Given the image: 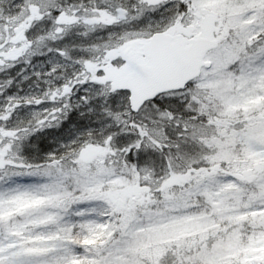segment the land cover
<instances>
[{"label":"snow or ice","instance_id":"obj_1","mask_svg":"<svg viewBox=\"0 0 264 264\" xmlns=\"http://www.w3.org/2000/svg\"><path fill=\"white\" fill-rule=\"evenodd\" d=\"M0 264H264V0H0Z\"/></svg>","mask_w":264,"mask_h":264}]
</instances>
